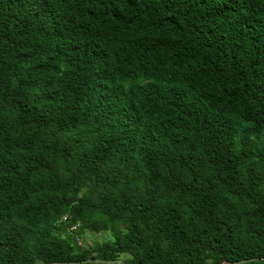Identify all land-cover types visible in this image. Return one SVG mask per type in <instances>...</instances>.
Returning a JSON list of instances; mask_svg holds the SVG:
<instances>
[{
	"label": "trees",
	"instance_id": "16d2710c",
	"mask_svg": "<svg viewBox=\"0 0 264 264\" xmlns=\"http://www.w3.org/2000/svg\"><path fill=\"white\" fill-rule=\"evenodd\" d=\"M0 264H264V0H0Z\"/></svg>",
	"mask_w": 264,
	"mask_h": 264
},
{
	"label": "rangeland",
	"instance_id": "374dc122",
	"mask_svg": "<svg viewBox=\"0 0 264 264\" xmlns=\"http://www.w3.org/2000/svg\"><path fill=\"white\" fill-rule=\"evenodd\" d=\"M89 239H90V241L95 242V241H100V240L102 239V237H101V236H97V237H95L94 239H92V238H90V237H89V238H88V237L86 238V240H87L88 242H90Z\"/></svg>",
	"mask_w": 264,
	"mask_h": 264
},
{
	"label": "built area",
	"instance_id": "2783aa9c",
	"mask_svg": "<svg viewBox=\"0 0 264 264\" xmlns=\"http://www.w3.org/2000/svg\"><path fill=\"white\" fill-rule=\"evenodd\" d=\"M63 220H65V217H63Z\"/></svg>",
	"mask_w": 264,
	"mask_h": 264
}]
</instances>
